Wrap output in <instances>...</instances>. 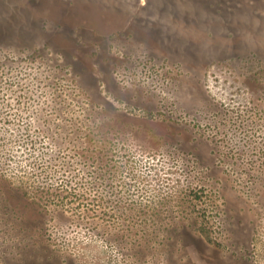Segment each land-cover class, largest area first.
I'll list each match as a JSON object with an SVG mask.
<instances>
[{"label":"rangeland","instance_id":"obj_1","mask_svg":"<svg viewBox=\"0 0 264 264\" xmlns=\"http://www.w3.org/2000/svg\"><path fill=\"white\" fill-rule=\"evenodd\" d=\"M0 264H264V0H0Z\"/></svg>","mask_w":264,"mask_h":264}]
</instances>
